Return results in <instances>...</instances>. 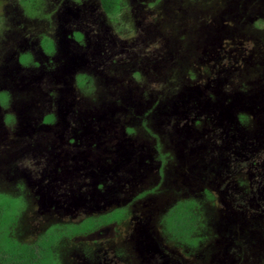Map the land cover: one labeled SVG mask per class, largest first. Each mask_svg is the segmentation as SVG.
<instances>
[{
	"label": "rangeland",
	"instance_id": "obj_1",
	"mask_svg": "<svg viewBox=\"0 0 264 264\" xmlns=\"http://www.w3.org/2000/svg\"><path fill=\"white\" fill-rule=\"evenodd\" d=\"M22 3L0 0L12 237L124 209L46 264H264V0H122L115 17L99 0ZM188 200L196 248L165 220Z\"/></svg>",
	"mask_w": 264,
	"mask_h": 264
},
{
	"label": "trees",
	"instance_id": "obj_2",
	"mask_svg": "<svg viewBox=\"0 0 264 264\" xmlns=\"http://www.w3.org/2000/svg\"><path fill=\"white\" fill-rule=\"evenodd\" d=\"M24 1L25 0H19V4L22 5ZM99 2L102 10L108 17L117 16L121 9L122 0H99ZM23 13L25 15V11H23ZM47 39L48 38H44L42 44L44 49L49 51L51 48V41ZM180 65L183 67L184 64ZM179 69L176 68L175 72L177 75L179 74ZM0 98L3 101L4 99L6 100L7 96L0 93ZM239 121L241 125H247L245 122L247 121V117L241 116L239 117ZM216 139L220 140V133L217 135ZM164 155V153L160 155L161 162H166ZM206 192L208 197H212L209 191ZM16 206L13 200L8 199V196L0 195V235L2 234L0 237V263L2 264H46L49 248L51 249V245L60 238H71L80 234L92 232L104 223L120 222L125 218V215H123L125 214V210L118 209L100 218L95 219L94 217H89L80 224L69 226L61 233L55 234V232H52L44 234L35 243L23 245L12 237V229H10L16 225V215L20 212V209ZM197 208H199V205L194 200L181 201L175 207L171 208L165 216L168 229L173 237L181 238L183 242L192 245L193 248H196V240L198 239V237L194 235L199 226H201V217L198 210H196Z\"/></svg>",
	"mask_w": 264,
	"mask_h": 264
},
{
	"label": "flooded vegetation",
	"instance_id": "obj_3",
	"mask_svg": "<svg viewBox=\"0 0 264 264\" xmlns=\"http://www.w3.org/2000/svg\"><path fill=\"white\" fill-rule=\"evenodd\" d=\"M23 13V12H22ZM23 15H24V13H23Z\"/></svg>",
	"mask_w": 264,
	"mask_h": 264
}]
</instances>
